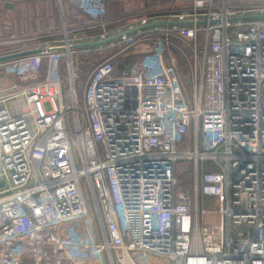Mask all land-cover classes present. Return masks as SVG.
Here are the masks:
<instances>
[{"label":"built area","instance_id":"1","mask_svg":"<svg viewBox=\"0 0 264 264\" xmlns=\"http://www.w3.org/2000/svg\"><path fill=\"white\" fill-rule=\"evenodd\" d=\"M58 1L47 39H0V56L40 48L0 62V264H264V18H246L264 0L115 18L106 0ZM158 21L191 24L77 47ZM147 33L162 36L148 58L80 80L78 53ZM184 33L187 89L164 58Z\"/></svg>","mask_w":264,"mask_h":264},{"label":"rangeland","instance_id":"2","mask_svg":"<svg viewBox=\"0 0 264 264\" xmlns=\"http://www.w3.org/2000/svg\"><path fill=\"white\" fill-rule=\"evenodd\" d=\"M214 2L218 3L219 1L215 0ZM173 4L175 6L189 7L191 0H108L107 15L109 18H113L114 16H123L128 13L145 14L154 11V8L166 9ZM218 9L216 8V11ZM60 21V10L57 0H14L12 9H5L0 6V36L3 37L13 34L27 35L29 33H36L35 35H38L41 39V36L44 35L45 37L46 34H50L47 33L49 29L58 25ZM189 36L188 33H184L180 37L175 34L168 37L172 45L170 44L168 49L165 48L166 53L164 55L167 64L171 62L172 58L174 59L175 73L179 75L181 83L186 89L188 87L187 76L189 71L187 58L190 56ZM161 37L158 33L154 35L147 33V35H141L142 39L136 37L131 41L108 48L78 53L76 59L80 67V80L83 81L88 76L93 65L110 56H114L113 60L117 62L118 57L123 59L126 57L128 50L131 51V57L134 54L133 58H140L141 60L148 58L154 48V44L158 45V41L162 40ZM47 38L45 37V39ZM127 46L129 48H126ZM2 49L3 47L0 46V50ZM179 174L177 190L190 194L192 175L185 172H179ZM209 201V207H212L214 199H210ZM134 259L137 264L161 263L158 257L151 255L145 257L142 253H137Z\"/></svg>","mask_w":264,"mask_h":264},{"label":"water","instance_id":"3","mask_svg":"<svg viewBox=\"0 0 264 264\" xmlns=\"http://www.w3.org/2000/svg\"><path fill=\"white\" fill-rule=\"evenodd\" d=\"M246 18H264V15H257V16L253 15V16H247ZM167 24H171V25H186V24H191V22H189V21H171V22L158 21V22H150V23H147V24L138 25V26H136L134 28H131V29L124 30L122 32H119L117 34H114V35L109 36V37L104 38V39L80 43V44H78L77 47L84 48V47H95V46H98V45H103L105 43H108V42H111V41H113L115 39H118L122 35L130 34L131 32H134L136 30H141V29H144L146 27L153 26V25H167ZM39 51H40V48H32V49H27V50H23V51L11 53V54L3 55V56H0V62L4 61V60H7V59L17 58V57H21V56L29 55V54H34V53H37ZM0 184H1V182H0Z\"/></svg>","mask_w":264,"mask_h":264},{"label":"trees","instance_id":"4","mask_svg":"<svg viewBox=\"0 0 264 264\" xmlns=\"http://www.w3.org/2000/svg\"><path fill=\"white\" fill-rule=\"evenodd\" d=\"M107 1H108V0H106V3H107ZM13 4H14V1H6V0H2V1H0V6H1L2 8H5V9H12ZM63 5H64V9L66 10V8H67V6H68L66 0H63ZM152 8H154V7H152ZM107 11H108V10H107ZM120 16H121V15H120ZM107 17H109V16L107 15ZM117 17H119V16H117ZM86 22H88V19H87V18H84V17H82V16L79 15V16H77V17L73 20V22H71L70 24H84V23H86ZM60 27H61V21L59 22L58 25L51 27V28L49 29V32H47V33H51V32L57 31ZM35 34H36V33H29V34H27V35L13 34V35H10V36H5V37H25V36H33V35H35ZM0 37H3V36H0ZM88 48H90V47H88ZM130 53H131V51L128 50V51L126 52V57H125L124 59L118 57V61H119V62L117 61V63L120 64V66H121L122 68H125V67L129 66V64L131 63V61H132V59H133V57H134V54H132L133 56L131 57Z\"/></svg>","mask_w":264,"mask_h":264},{"label":"crops","instance_id":"5","mask_svg":"<svg viewBox=\"0 0 264 264\" xmlns=\"http://www.w3.org/2000/svg\"><path fill=\"white\" fill-rule=\"evenodd\" d=\"M0 1H2V0H0ZM6 1H14V0H6ZM57 2H58V6H59V1L57 0ZM62 2H63V0H62ZM107 3H108V1H107ZM107 10H108V5H107ZM115 17H117V16H114L113 18H115ZM0 38H12V37H0Z\"/></svg>","mask_w":264,"mask_h":264}]
</instances>
